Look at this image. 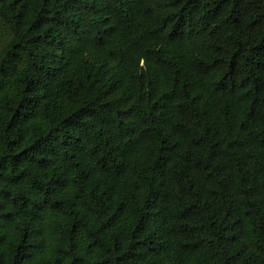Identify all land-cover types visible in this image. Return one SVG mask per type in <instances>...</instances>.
Masks as SVG:
<instances>
[{
  "label": "trees",
  "instance_id": "trees-1",
  "mask_svg": "<svg viewBox=\"0 0 264 264\" xmlns=\"http://www.w3.org/2000/svg\"><path fill=\"white\" fill-rule=\"evenodd\" d=\"M0 264H264V0H0Z\"/></svg>",
  "mask_w": 264,
  "mask_h": 264
}]
</instances>
